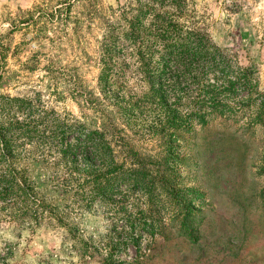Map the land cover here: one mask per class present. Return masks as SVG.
I'll return each instance as SVG.
<instances>
[{
  "label": "rangeland",
  "instance_id": "1",
  "mask_svg": "<svg viewBox=\"0 0 264 264\" xmlns=\"http://www.w3.org/2000/svg\"><path fill=\"white\" fill-rule=\"evenodd\" d=\"M184 1L197 33L239 67H250L253 91L264 97V0ZM127 5L133 7L134 0H0V104L23 99L56 125L113 133L120 150L143 161L161 185L187 194L194 239L179 230L183 215L172 202L182 197L172 201L157 194L147 209L136 195L132 205L145 212L152 232L134 235L136 248L109 251L108 236L119 235L124 217L111 221L108 211L93 205L70 213L68 221L82 241L96 247L91 257L80 258L62 228L41 224L18 231L0 223V264H264V176L258 172L264 128L245 130L237 119L204 125L192 119L180 136H171L172 128L164 125L167 111L146 100L154 81L134 74L138 62L128 46H118V76L106 83L100 56L104 19L112 21ZM176 110L177 117L190 111ZM36 114L9 111L0 115V125L12 119L32 131ZM17 127L8 132L17 134ZM69 137L65 141L73 143ZM23 142L32 157V141ZM29 173H36L32 166Z\"/></svg>",
  "mask_w": 264,
  "mask_h": 264
},
{
  "label": "trees",
  "instance_id": "2",
  "mask_svg": "<svg viewBox=\"0 0 264 264\" xmlns=\"http://www.w3.org/2000/svg\"><path fill=\"white\" fill-rule=\"evenodd\" d=\"M187 12L184 0H134L133 7L120 8L112 21L105 18L100 42L104 81L117 78V59L122 57L118 46H128L130 58L138 62L134 74L154 81L146 100L167 111L164 125L172 128L171 136L172 132L180 136L192 119L200 125L220 118L237 119L245 130L264 128V97L253 91L252 69L239 67L201 37ZM2 104V117L9 111L14 116L27 117L31 111L37 114L32 119V131L12 119L0 125V131H7L0 134V223L18 231H32L41 224L62 228L78 256L91 257V251L97 249L82 241L77 229L69 225L70 213L97 205L109 212L111 221L121 215L124 227L114 240L108 236L106 247L113 252L127 244L136 248L133 236L152 232L145 212L133 207V198H144L142 204L151 209L156 195L165 193L172 201L182 197L172 202L183 215L179 230L194 239L187 220L194 212L188 209L187 194L161 185L143 161L120 150L113 133L56 125L46 114H40L38 106L32 109L31 102L23 99L7 98ZM178 108L190 111L177 117ZM26 121L30 120L22 123ZM17 126V134L8 132L18 130ZM70 135L73 143L65 141ZM25 140L34 145L32 157L24 150L26 143H20ZM31 166L36 172L32 176ZM258 172L264 176V165ZM260 193L264 197V187Z\"/></svg>",
  "mask_w": 264,
  "mask_h": 264
}]
</instances>
